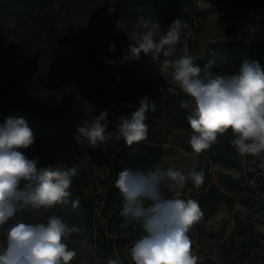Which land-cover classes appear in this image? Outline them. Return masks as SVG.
I'll use <instances>...</instances> for the list:
<instances>
[{
  "label": "trees",
  "instance_id": "obj_1",
  "mask_svg": "<svg viewBox=\"0 0 264 264\" xmlns=\"http://www.w3.org/2000/svg\"><path fill=\"white\" fill-rule=\"evenodd\" d=\"M219 13L217 24L223 37L212 39L208 51L198 52L194 41L187 38L190 30H196L198 20L206 19L205 13L195 0H0V19L15 18L16 23L3 30L4 49L0 52V112L1 124L9 116L23 117L32 129L35 142L27 149H18L28 159L38 161V168L59 164L79 168V175L73 178L69 189V200H79V207L71 204H57L54 208L68 214L71 222L81 227L91 240L95 241L99 264H106L109 257L125 264L128 249L141 235V230L123 227L120 216L123 198L115 187L118 174L128 168L148 171L157 166L166 167L165 147L175 143L184 150L194 153L198 160V171L205 172V181L199 188L193 182L187 193L164 189L169 198L193 199L199 202L203 217L208 219L215 214L220 204L227 201L233 208L238 202L249 210L258 208L264 215V205L255 204L240 196L247 176L252 172L247 167L251 157L238 154L231 145L234 138L229 129L218 137V143L200 154L195 153L188 140L178 138L174 131H182L191 137L187 116L188 109L180 107L190 98L181 91L175 80L167 84L160 77L145 75L141 68V57L133 59L128 51L129 45L121 41L107 40L98 29H89L87 34L79 30L75 45L66 44L59 48L53 38L59 30V13L63 8L75 10L95 9L105 13L109 8L116 9L126 18L144 17L156 23L171 26L176 20H183L187 28L182 29L180 50L185 43L195 57V64L201 69L210 61L212 70L232 74V67L240 69L245 60L256 61L264 68V43L248 42L238 31V23L244 18L242 8L252 9L254 5L244 0H213ZM47 36V45L39 50L33 60H21L20 54L27 43L38 41ZM115 44V52L109 51ZM128 56L125 60L124 57ZM165 66V60L160 59ZM172 73V69L167 66ZM6 77V79L3 78ZM162 87L171 91L164 93ZM57 95V96H56ZM147 96L156 106L155 111L146 113L149 129H156L163 120L167 121L164 133L158 131L139 144L127 146L122 140L111 141L109 150L101 145L95 149L82 147L74 140L76 126L90 120V115L81 118L75 109V99L84 97L92 106L95 117L100 112H108V129L112 132L121 116H129L139 107V101ZM173 136V140H172ZM86 153L91 156L88 164L78 156ZM103 161L108 168L104 179V189L95 196L89 192L91 164ZM102 163V162H101ZM217 165H224L241 172L239 177L213 171ZM217 174L221 184L234 190L231 196L214 180ZM264 186V178H263ZM233 198V200H232ZM255 208V209H254ZM201 233L206 231L198 227ZM196 229L191 228L189 236ZM247 232L245 219L236 217L233 235L244 236ZM244 241L243 254L249 252Z\"/></svg>",
  "mask_w": 264,
  "mask_h": 264
},
{
  "label": "clouds",
  "instance_id": "obj_2",
  "mask_svg": "<svg viewBox=\"0 0 264 264\" xmlns=\"http://www.w3.org/2000/svg\"><path fill=\"white\" fill-rule=\"evenodd\" d=\"M114 9L109 8V12ZM142 32L135 35L128 51L133 59L140 54L152 60L161 55L172 57L177 53L182 29L186 22L176 20L166 33L157 38L160 25L140 18ZM115 44L109 51L115 52ZM175 59L165 60L179 88L190 99L180 107L188 109L187 122L192 130L188 140L192 150L200 154L218 143V137L229 129L233 134L231 145L243 157L264 161V68L256 61L245 60L238 73L223 74L212 70L210 61L203 69L195 64L187 43ZM125 60L128 56L124 57ZM155 104L145 96L139 107L129 116H121L115 130L107 131L108 112L103 110L94 119L76 126L74 140L82 147L95 149L110 141H123L127 146L146 140L149 125L146 113L155 111ZM35 142L32 129L23 117H7L0 124V228L24 209L39 210L57 204L79 207V200H69L73 178L79 168L63 164L38 168V161L28 159L18 149H27ZM91 156L85 154V164ZM191 180L199 188L205 181V172L191 171L187 176L173 167L143 171L128 168L118 174L115 187L123 198V227L141 230V235L128 249L131 264H199L189 236L191 228L203 217L198 201L169 198V191L181 188ZM79 229L69 226L60 217L52 215L47 222L29 223L18 220L5 232L0 247V264H72L81 253L70 247L68 240ZM84 254L81 264H88L91 245L80 242ZM106 264H122L119 257H109Z\"/></svg>",
  "mask_w": 264,
  "mask_h": 264
},
{
  "label": "rangeland",
  "instance_id": "obj_3",
  "mask_svg": "<svg viewBox=\"0 0 264 264\" xmlns=\"http://www.w3.org/2000/svg\"><path fill=\"white\" fill-rule=\"evenodd\" d=\"M251 2L259 7L247 9L243 7L244 18L238 23V31L242 38L248 42L264 43V0H244V2ZM201 10L204 11L206 19L198 20L196 30H190L187 38L194 41L198 52L208 51V43L212 39L223 37V32L220 30L217 19L219 16L213 0H195ZM141 17L132 16L131 18L124 17L120 11L114 9L112 12L106 11L101 13L93 9H70L63 8L59 13L60 30L53 35L57 41L59 48H63L66 44L75 45L77 33L79 30L87 31L90 29H98L102 35L109 41H121L131 43L135 40V35L142 32L143 28L140 25ZM144 18V17H143ZM145 20H148L144 18ZM16 23L15 18L0 19V52L4 49L3 30L8 26ZM160 25V29H156L155 33L159 38L163 33L169 30V26ZM47 36H44L38 41L27 43L24 50L21 52L20 59L33 60L39 50H42L47 45ZM177 48V47H176ZM180 55L179 50L172 57H164L161 55L160 59H175ZM141 68L145 75H153L160 77L166 81L167 84L173 83V76L171 71L164 63L158 59L152 60L150 56L143 55L141 57ZM239 69L232 67V73H238ZM6 79L5 76H3ZM162 91L166 93L171 91L162 87ZM57 96V95H56ZM75 111L81 118L90 115L92 119L95 118L92 106L84 97L75 99ZM0 112V124H1ZM167 127V121L163 120L159 123L156 129H149V134L154 135L158 131L163 132ZM174 135L178 138L189 140L190 136L182 131H174ZM172 136V140H173ZM111 141L109 143L101 144L103 150H109ZM166 157V167H173L179 170L184 175H188L191 171H198V160L194 153L187 152L181 146L175 143H167L164 145ZM86 153L78 156L82 160ZM82 162V161H81ZM98 164H91L89 168L90 190L89 192L95 196V193H101L104 189V179L108 174V168L103 161ZM102 162V163H101ZM248 171L252 174L247 176V180L243 186V191L240 196L248 199L255 204V207L264 205V161L257 159L256 164H249L246 166ZM213 171H220L225 174H230L239 177L241 172L237 169L226 167L224 165H217ZM215 182L229 195L235 196L233 189L221 184L218 180L217 174L214 175ZM191 180H188L183 187L175 189L179 193H187L190 188ZM233 200V198H232ZM233 208H231L227 201L220 204L218 211L210 216L208 219H200L195 224L196 229L190 234L194 252L200 257L199 264H264V215L261 211L249 210L246 206L238 202V197ZM255 209V208H254ZM56 215L64 220L69 226H75L79 229L78 232L73 233L68 240L69 246L76 248L81 254L77 256L72 264H81L83 253L80 249V242L86 241L91 245V251L87 253L88 264H99L98 251L95 241L91 240L90 235L86 233L81 227L71 222L68 214L57 211L52 208H41L39 210L24 209L17 213L13 220H10L2 228H0V247L3 246L6 230L18 220H23L29 223L47 222L48 218ZM239 216L245 219L247 232L244 236L233 235L236 227V217ZM201 227L206 231L201 233ZM244 241L250 245L249 252L243 254ZM125 264H131L128 256Z\"/></svg>",
  "mask_w": 264,
  "mask_h": 264
},
{
  "label": "crops",
  "instance_id": "obj_4",
  "mask_svg": "<svg viewBox=\"0 0 264 264\" xmlns=\"http://www.w3.org/2000/svg\"><path fill=\"white\" fill-rule=\"evenodd\" d=\"M164 150H165V149H164ZM166 157H167V156L165 155V160H166ZM166 162H167V161H166Z\"/></svg>",
  "mask_w": 264,
  "mask_h": 264
}]
</instances>
